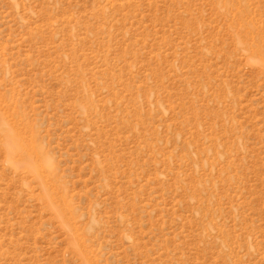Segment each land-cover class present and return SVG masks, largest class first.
Returning <instances> with one entry per match:
<instances>
[{"label": "rangeland", "instance_id": "rangeland-1", "mask_svg": "<svg viewBox=\"0 0 264 264\" xmlns=\"http://www.w3.org/2000/svg\"><path fill=\"white\" fill-rule=\"evenodd\" d=\"M0 264H264V0H0Z\"/></svg>", "mask_w": 264, "mask_h": 264}, {"label": "bare ground", "instance_id": "bare-ground-1", "mask_svg": "<svg viewBox=\"0 0 264 264\" xmlns=\"http://www.w3.org/2000/svg\"><path fill=\"white\" fill-rule=\"evenodd\" d=\"M10 134H11V133H10ZM8 147H9V149L12 150V151H17V149H18L17 146H15L14 143H13V144H12V143H9V144H8ZM30 170H31L32 173H34V172L36 171L35 166L32 167V168H30Z\"/></svg>", "mask_w": 264, "mask_h": 264}]
</instances>
